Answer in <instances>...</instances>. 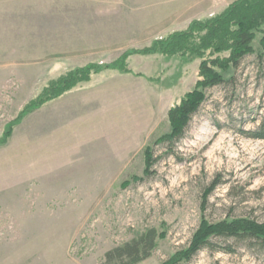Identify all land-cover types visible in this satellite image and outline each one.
<instances>
[{
  "label": "rangeland",
  "instance_id": "obj_1",
  "mask_svg": "<svg viewBox=\"0 0 264 264\" xmlns=\"http://www.w3.org/2000/svg\"><path fill=\"white\" fill-rule=\"evenodd\" d=\"M234 1L114 0L141 9L129 24L126 8L0 0V137L13 124L0 138V264H102L106 251L149 228L161 237L136 264H161L202 217L264 220V138L250 136L264 133V20L254 52L206 90L178 140L153 146L152 173L131 181L144 175L145 147L169 130L168 109L195 86L210 54L170 53L161 42ZM213 242L234 250L204 248L180 264H264V246Z\"/></svg>",
  "mask_w": 264,
  "mask_h": 264
},
{
  "label": "trees",
  "instance_id": "obj_2",
  "mask_svg": "<svg viewBox=\"0 0 264 264\" xmlns=\"http://www.w3.org/2000/svg\"><path fill=\"white\" fill-rule=\"evenodd\" d=\"M263 20L264 0H236L218 15L205 18L203 21L192 20L185 31L171 33L168 40L166 39L167 42H161V44H167L164 48L170 53L183 51L192 57H202L204 51L209 50L210 54L202 58L199 63V78L195 86L186 92L178 103L168 109L169 130L145 147L143 152L144 175L133 176L131 181H140L152 173L151 167L156 160L153 157V146L173 144L178 140L183 135L192 115L197 112L205 100L206 90L225 82L232 76L240 61L247 54L254 52L252 45L254 34ZM170 45L172 49L168 50ZM258 53L264 57V37L259 41ZM91 69V65L83 69L86 75L80 78L82 81L89 80ZM95 72L96 69H93L92 73ZM68 81L69 86L74 84L72 78ZM69 86L66 85L43 99L41 96L32 107L28 106L31 101L28 102L22 115L61 95L62 92L68 90ZM12 125L9 124L6 127L0 138H8ZM250 136L264 138V133H250ZM4 142L2 139L0 144ZM216 180L204 191L203 198L215 187ZM128 183L129 180L124 181V184ZM158 237H161V233L157 234L154 228L146 229L139 236L106 251L102 264H136L150 256L157 245ZM216 238L232 239L236 242H246L248 247L263 248L264 220L258 221L249 216H226L210 221L202 217L188 244L161 264L187 263L204 248L226 253L234 250L231 245H215L213 240Z\"/></svg>",
  "mask_w": 264,
  "mask_h": 264
},
{
  "label": "crops",
  "instance_id": "obj_3",
  "mask_svg": "<svg viewBox=\"0 0 264 264\" xmlns=\"http://www.w3.org/2000/svg\"><path fill=\"white\" fill-rule=\"evenodd\" d=\"M82 4L80 3L81 6L83 7H88L91 8L92 13H99L101 11L103 12H110V11H116L118 13L121 12L124 8H126L124 11L128 13V17L125 18V22L129 24H134V22H138L139 19L141 20L143 17V14L141 15L142 11L139 7L137 6H121V5H116L113 6V1L114 0H81ZM94 11H93V10ZM141 15L140 17L138 15ZM126 28H131V26H126ZM134 28V26H132Z\"/></svg>",
  "mask_w": 264,
  "mask_h": 264
}]
</instances>
